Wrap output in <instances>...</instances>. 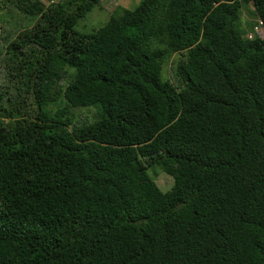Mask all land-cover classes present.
Masks as SVG:
<instances>
[{
  "label": "trees",
  "instance_id": "1",
  "mask_svg": "<svg viewBox=\"0 0 264 264\" xmlns=\"http://www.w3.org/2000/svg\"><path fill=\"white\" fill-rule=\"evenodd\" d=\"M45 1L0 0V264H264V0Z\"/></svg>",
  "mask_w": 264,
  "mask_h": 264
},
{
  "label": "rangeland",
  "instance_id": "2",
  "mask_svg": "<svg viewBox=\"0 0 264 264\" xmlns=\"http://www.w3.org/2000/svg\"><path fill=\"white\" fill-rule=\"evenodd\" d=\"M53 1H56V0H53ZM107 1L108 3L115 1L114 2L115 5H118L123 8L131 9L137 4L138 0H107ZM40 2H43L46 4L45 0H40ZM248 8L249 9L242 8V11H241L240 19L242 20L243 27H245V24L251 19V16H249L250 7ZM110 13L111 11L109 9V5H107V7L103 8L102 10H98V8L96 7L92 8L88 13H86V15L82 19H80L77 22L75 30L81 33H89L95 29H98L107 21ZM261 32H262V37H264V31H261ZM178 57L179 56L177 54L173 55L172 60L174 61V59H177ZM164 69H165L164 75L166 74L168 75V72H167L168 67L165 66ZM157 180H158V183L161 185L160 187L162 188V190L167 189L171 184L170 178L168 177L162 178L161 180L157 178Z\"/></svg>",
  "mask_w": 264,
  "mask_h": 264
},
{
  "label": "clouds",
  "instance_id": "3",
  "mask_svg": "<svg viewBox=\"0 0 264 264\" xmlns=\"http://www.w3.org/2000/svg\"><path fill=\"white\" fill-rule=\"evenodd\" d=\"M257 22V21H256ZM254 27H257L258 28V32H255L254 31ZM261 31H264V28L262 27V24H261V22L260 21H258L257 23H255L254 25H253V27H252V31L251 32H246L245 34H244V38H246V39H253V35H259V36H261L262 35V32ZM250 36V37H249Z\"/></svg>",
  "mask_w": 264,
  "mask_h": 264
},
{
  "label": "built area",
  "instance_id": "4",
  "mask_svg": "<svg viewBox=\"0 0 264 264\" xmlns=\"http://www.w3.org/2000/svg\"><path fill=\"white\" fill-rule=\"evenodd\" d=\"M254 31L255 32H258V28L257 27H254ZM250 37V36H249Z\"/></svg>",
  "mask_w": 264,
  "mask_h": 264
}]
</instances>
